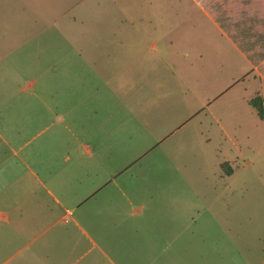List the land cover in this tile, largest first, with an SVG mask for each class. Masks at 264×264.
I'll use <instances>...</instances> for the list:
<instances>
[{
	"label": "crops",
	"instance_id": "obj_1",
	"mask_svg": "<svg viewBox=\"0 0 264 264\" xmlns=\"http://www.w3.org/2000/svg\"><path fill=\"white\" fill-rule=\"evenodd\" d=\"M128 1L106 14L122 25L91 26L85 0H0V264H240L194 189L127 180L155 177L218 48L188 15L162 24L156 2L174 0Z\"/></svg>",
	"mask_w": 264,
	"mask_h": 264
},
{
	"label": "rangeland",
	"instance_id": "obj_2",
	"mask_svg": "<svg viewBox=\"0 0 264 264\" xmlns=\"http://www.w3.org/2000/svg\"><path fill=\"white\" fill-rule=\"evenodd\" d=\"M123 1L116 0L112 8L109 0H85L83 10L88 12L90 5L98 16L82 21L91 26L122 25L119 17L106 14L123 10ZM195 1H160L156 9L162 12V24L188 15L178 25L209 28V43L218 46L208 51L207 84L198 98L192 93V105L201 103L171 132L169 142L152 150L161 157L154 163L155 177L127 180L194 189L193 196L223 218L225 235L240 236V264H264V0H199L201 7ZM127 5L124 10L151 9L146 1L130 0ZM71 38V33L64 35L66 42ZM256 94L262 99V118L248 103ZM44 133L25 131L24 139L31 145ZM221 161L231 167L229 174L223 173ZM139 164L140 160L130 167Z\"/></svg>",
	"mask_w": 264,
	"mask_h": 264
},
{
	"label": "trees",
	"instance_id": "obj_3",
	"mask_svg": "<svg viewBox=\"0 0 264 264\" xmlns=\"http://www.w3.org/2000/svg\"><path fill=\"white\" fill-rule=\"evenodd\" d=\"M248 103L251 104L254 107L255 112L258 115V117L262 118V116H263V106H262V99H261L260 95H258V94L254 95L253 97L248 99ZM225 164H226V162L221 161L219 163V166L222 169L224 174H229L232 171V169H231V167H229L227 165L225 167Z\"/></svg>",
	"mask_w": 264,
	"mask_h": 264
}]
</instances>
